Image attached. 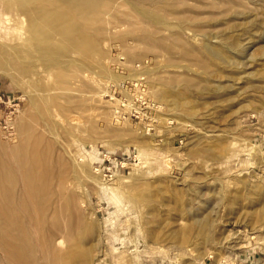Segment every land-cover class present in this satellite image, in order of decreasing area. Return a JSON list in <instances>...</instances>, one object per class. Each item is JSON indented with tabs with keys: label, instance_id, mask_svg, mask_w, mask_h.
I'll use <instances>...</instances> for the list:
<instances>
[{
	"label": "rangeland",
	"instance_id": "rangeland-1",
	"mask_svg": "<svg viewBox=\"0 0 264 264\" xmlns=\"http://www.w3.org/2000/svg\"><path fill=\"white\" fill-rule=\"evenodd\" d=\"M0 91L67 169L59 248L264 264V0H0Z\"/></svg>",
	"mask_w": 264,
	"mask_h": 264
},
{
	"label": "bare ground",
	"instance_id": "bare-ground-1",
	"mask_svg": "<svg viewBox=\"0 0 264 264\" xmlns=\"http://www.w3.org/2000/svg\"><path fill=\"white\" fill-rule=\"evenodd\" d=\"M25 131L22 144L0 145V259L9 264H87L77 243L58 247L68 235L57 219L72 207L56 205L67 174L64 166L58 168L63 159L54 157V146L43 134L29 126Z\"/></svg>",
	"mask_w": 264,
	"mask_h": 264
},
{
	"label": "built area",
	"instance_id": "built-area-1",
	"mask_svg": "<svg viewBox=\"0 0 264 264\" xmlns=\"http://www.w3.org/2000/svg\"><path fill=\"white\" fill-rule=\"evenodd\" d=\"M6 98H8L7 96H6V94L4 93V92H1L0 91V107H3V104L5 103V99ZM16 107H19V104L18 103H16ZM111 157V155H109L108 156V158H110ZM105 161V159L103 160V162Z\"/></svg>",
	"mask_w": 264,
	"mask_h": 264
}]
</instances>
